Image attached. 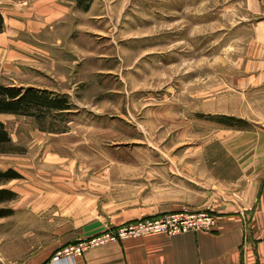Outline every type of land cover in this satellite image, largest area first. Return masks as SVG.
<instances>
[{"label": "rangeland", "instance_id": "374dc122", "mask_svg": "<svg viewBox=\"0 0 264 264\" xmlns=\"http://www.w3.org/2000/svg\"><path fill=\"white\" fill-rule=\"evenodd\" d=\"M55 2L69 12L46 23L39 0H0L8 47L28 45L0 62V85L73 105L63 117L0 115L12 140L0 170L22 176L0 181L17 193L0 205L13 211L0 219V264L46 258L123 212L213 210L197 207L233 193L228 164L264 147V0Z\"/></svg>", "mask_w": 264, "mask_h": 264}, {"label": "crops", "instance_id": "0c3cea01", "mask_svg": "<svg viewBox=\"0 0 264 264\" xmlns=\"http://www.w3.org/2000/svg\"><path fill=\"white\" fill-rule=\"evenodd\" d=\"M39 1L45 5V9H40V14L45 17L46 23H52L69 12L68 6L56 3V0ZM35 8H40L38 3ZM10 42L6 33L0 34L2 66L6 61L12 63L20 55L24 56L23 59L27 57L26 52L21 51H28V45L20 44L21 51L18 53L8 47ZM228 166L227 171L221 174L227 181L225 186L233 193L225 202L216 204L210 199L197 207L204 209L213 206L217 222L212 231H190L171 237L155 234L108 242L88 248L73 262L63 260L59 264H264V147L258 159L242 158L241 162L234 159ZM154 214L162 213L123 212L111 217L110 221L98 220L78 228L65 244H77L103 233L108 229V224L117 227ZM55 250L47 253L46 258L36 257L28 264H44Z\"/></svg>", "mask_w": 264, "mask_h": 264}, {"label": "trees", "instance_id": "16d2710c", "mask_svg": "<svg viewBox=\"0 0 264 264\" xmlns=\"http://www.w3.org/2000/svg\"><path fill=\"white\" fill-rule=\"evenodd\" d=\"M78 8L88 11L94 0H73ZM4 19L0 13V34L3 31ZM73 105L67 95L56 94L55 92L40 90L37 88H18L0 85V115H18L24 117H33L37 120L47 117H63L70 113ZM220 123L227 127L244 128L246 122L235 117L224 116ZM12 143L11 137L0 121V153H7L6 147ZM22 176L14 169L6 171L0 170V181H12L21 179ZM17 193L10 189H0V205L16 200ZM13 215V211L6 208H0V219ZM159 216V215H158ZM69 245V244H68Z\"/></svg>", "mask_w": 264, "mask_h": 264}, {"label": "built area", "instance_id": "2783aa9c", "mask_svg": "<svg viewBox=\"0 0 264 264\" xmlns=\"http://www.w3.org/2000/svg\"><path fill=\"white\" fill-rule=\"evenodd\" d=\"M216 216V212L212 209L198 212L181 210L132 221L122 224L114 230L106 231L100 236L83 240L77 244H69L64 248L62 247L56 250L44 264H59L63 260L73 262L76 258L81 257L88 248L104 245L113 241L140 238L155 234H164L171 237L190 231H212L217 222Z\"/></svg>", "mask_w": 264, "mask_h": 264}]
</instances>
